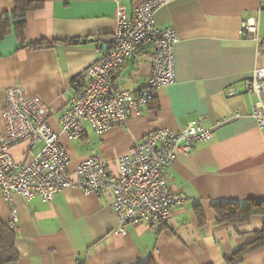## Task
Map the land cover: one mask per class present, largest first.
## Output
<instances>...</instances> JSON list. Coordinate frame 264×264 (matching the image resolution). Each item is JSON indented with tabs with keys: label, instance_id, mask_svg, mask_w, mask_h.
<instances>
[{
	"label": "crops",
	"instance_id": "obj_1",
	"mask_svg": "<svg viewBox=\"0 0 264 264\" xmlns=\"http://www.w3.org/2000/svg\"><path fill=\"white\" fill-rule=\"evenodd\" d=\"M29 1L43 7L26 14L22 44L11 19L16 5L0 0V18H10L12 27L0 40V137L5 134L1 111L6 90L15 86L50 107V125L60 133L59 116L82 91L81 76L112 46L118 7L132 16L149 0ZM249 19L257 23L261 45L241 33ZM155 20L179 36L174 83L159 89L143 114L125 125L97 135L86 123L85 138L61 136V142L72 159V173L92 154L108 161L115 173L118 160L147 135L162 128L179 131L199 119L213 130L212 140L180 153L166 175L170 190L186 202L157 233L146 225H129L119 235L106 195L70 188L51 203L14 196L10 206L0 192V221L10 227L12 207L18 215L19 259L12 264H264V248L236 260L254 241L263 219L218 224L212 207L264 201V131L252 117L257 98L243 84L254 73L259 48L264 51V0H167ZM39 40L51 44L28 47ZM151 54L150 44L144 43L127 59L120 76L124 89L139 91L147 85ZM41 148L23 143L11 154L18 162H31Z\"/></svg>",
	"mask_w": 264,
	"mask_h": 264
},
{
	"label": "built area",
	"instance_id": "obj_2",
	"mask_svg": "<svg viewBox=\"0 0 264 264\" xmlns=\"http://www.w3.org/2000/svg\"><path fill=\"white\" fill-rule=\"evenodd\" d=\"M167 0H149L132 16L123 6L117 9L116 28L111 48L83 73L82 91L74 95L59 116L60 133L50 125L52 111L39 97L27 94L21 86L6 90L1 111L5 127L0 137V192L6 203L20 196L29 202L39 197L53 202L70 188L85 194L108 196L109 206L118 218L119 235L129 225H146L156 233L171 224L172 213L186 199L170 190L167 171L180 153H187L198 143L210 142L213 130L193 120L179 130L162 128L133 145L117 162L112 173L108 161L92 154L71 172L72 159L61 142L79 141L87 136L86 123L97 135L139 117L155 99L156 93L175 81L174 47L179 42L173 27L161 28L156 12ZM241 33L262 43L254 19L242 24ZM152 49L151 74L139 91L124 89L120 76L128 58L144 44ZM247 93L256 96L252 117L264 131V51L258 50V64L251 78L244 80ZM230 90V95H234ZM224 119L223 123L228 122ZM23 143L42 148L31 162L16 161L11 150ZM18 215L11 209L10 228L16 233Z\"/></svg>",
	"mask_w": 264,
	"mask_h": 264
},
{
	"label": "trees",
	"instance_id": "obj_3",
	"mask_svg": "<svg viewBox=\"0 0 264 264\" xmlns=\"http://www.w3.org/2000/svg\"><path fill=\"white\" fill-rule=\"evenodd\" d=\"M16 8L11 19L13 20L14 31L22 44H25L24 32L26 27V14L31 11L39 10L43 7L42 2L29 0H12ZM8 17L0 18V40H2L10 31ZM48 40H39L28 44L32 49H42L50 46ZM212 207L217 215L218 224L237 225L245 224L251 221L253 217L263 219L262 228L254 233V241L245 249L236 255V260H241L244 255L255 250L264 248V201H249L245 204L224 202L213 203ZM19 259L16 250V233L10 227L0 221V264H12ZM138 264H154L139 262Z\"/></svg>",
	"mask_w": 264,
	"mask_h": 264
},
{
	"label": "water",
	"instance_id": "obj_4",
	"mask_svg": "<svg viewBox=\"0 0 264 264\" xmlns=\"http://www.w3.org/2000/svg\"><path fill=\"white\" fill-rule=\"evenodd\" d=\"M96 42V40H83V43H93Z\"/></svg>",
	"mask_w": 264,
	"mask_h": 264
}]
</instances>
